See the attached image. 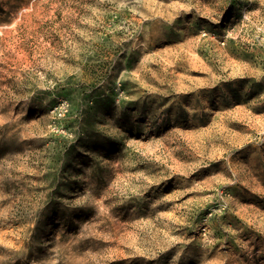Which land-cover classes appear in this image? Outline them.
I'll return each instance as SVG.
<instances>
[{
  "label": "rangeland",
  "instance_id": "1",
  "mask_svg": "<svg viewBox=\"0 0 264 264\" xmlns=\"http://www.w3.org/2000/svg\"><path fill=\"white\" fill-rule=\"evenodd\" d=\"M0 264H264V0H0Z\"/></svg>",
  "mask_w": 264,
  "mask_h": 264
}]
</instances>
